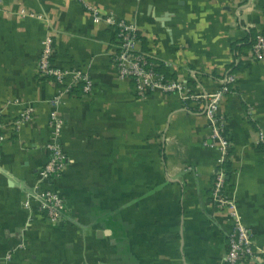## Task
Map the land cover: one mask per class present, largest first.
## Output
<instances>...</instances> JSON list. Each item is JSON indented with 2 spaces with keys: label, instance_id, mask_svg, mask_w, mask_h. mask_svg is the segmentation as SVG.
Masks as SVG:
<instances>
[{
  "label": "crops",
  "instance_id": "crops-1",
  "mask_svg": "<svg viewBox=\"0 0 264 264\" xmlns=\"http://www.w3.org/2000/svg\"><path fill=\"white\" fill-rule=\"evenodd\" d=\"M86 4L134 22L149 62L195 92L234 73L220 105L225 194L257 251L236 264H264V55L252 51L264 0H0V264H227L233 221L212 197L219 151L205 113L162 89L136 97L113 60L114 27ZM47 36L55 64L88 71L94 84L57 108L66 166L50 184L67 204L57 226L23 205L50 157L57 84L38 73ZM26 106L33 117L15 130Z\"/></svg>",
  "mask_w": 264,
  "mask_h": 264
},
{
  "label": "built area",
  "instance_id": "built-area-1",
  "mask_svg": "<svg viewBox=\"0 0 264 264\" xmlns=\"http://www.w3.org/2000/svg\"><path fill=\"white\" fill-rule=\"evenodd\" d=\"M92 11L94 18L105 21L117 29V37L120 39L117 50L113 54V60L118 70V75L123 79H130L136 97L146 98L156 89L164 92L176 93L184 102H193L198 109L204 112L211 130V137L218 141L219 151L218 167L212 186V197L220 206L226 207L229 217L233 221V228L228 235V250L224 261L227 264H236L243 260H254L257 258L254 235L244 224L242 215L234 200L225 194L226 169L224 164L230 147V141L225 133L226 116L220 112L223 97L231 91L232 84L236 80L234 73H227L220 79V87L211 93H199L191 89L184 81L168 79L156 65L148 61L147 54L140 47V29L131 21L120 18L113 10L101 11L100 8L86 4ZM43 48L38 61V73L40 76L52 78L57 84V90L51 98L54 110L50 113V125L52 135L47 143L50 153L48 161L37 174V187L33 192H26L23 205L30 208L34 203L42 210L47 219L53 225H61L67 212V204L63 195L55 190L50 181L59 177L65 169L64 152L62 150L59 136L65 126L63 116L58 113L57 108L64 103V98L72 95L78 85H81L82 93L89 95L94 84L88 71L81 68H64L55 64L53 60L55 45L50 36L43 41ZM255 56L264 55V31L260 32L252 44ZM205 101V102H204ZM34 108L26 106L13 121L15 130L21 128L22 124L33 117ZM5 133L0 128V157ZM11 257V253L7 255Z\"/></svg>",
  "mask_w": 264,
  "mask_h": 264
},
{
  "label": "trees",
  "instance_id": "trees-1",
  "mask_svg": "<svg viewBox=\"0 0 264 264\" xmlns=\"http://www.w3.org/2000/svg\"><path fill=\"white\" fill-rule=\"evenodd\" d=\"M114 30H115V35H116L117 43L119 44L120 43V39L117 37V29L115 27H114ZM141 37H142V35H141V32H140L139 39H141ZM148 61H149V59H148ZM150 62L152 63V61H150ZM157 70H158V68H157ZM74 91H76V92L82 91L81 85H78L77 88ZM225 132H226V130H225Z\"/></svg>",
  "mask_w": 264,
  "mask_h": 264
}]
</instances>
